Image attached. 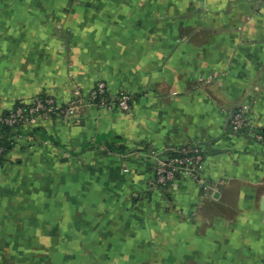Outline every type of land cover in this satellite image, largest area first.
<instances>
[{
	"label": "crops",
	"instance_id": "crops-1",
	"mask_svg": "<svg viewBox=\"0 0 264 264\" xmlns=\"http://www.w3.org/2000/svg\"><path fill=\"white\" fill-rule=\"evenodd\" d=\"M134 95L130 111L88 94ZM0 161V264H264V0H0V112L66 104ZM203 143L200 179L154 153Z\"/></svg>",
	"mask_w": 264,
	"mask_h": 264
},
{
	"label": "built area",
	"instance_id": "built-area-1",
	"mask_svg": "<svg viewBox=\"0 0 264 264\" xmlns=\"http://www.w3.org/2000/svg\"><path fill=\"white\" fill-rule=\"evenodd\" d=\"M74 98L66 104H59L54 97L44 94L36 95L27 100H21L13 107L0 112V136L8 138H23L27 125L36 126L42 119L51 115L68 116L74 111L73 103L81 102L82 93L74 90ZM90 102L101 107L114 110L130 111L134 95L120 91L115 96L109 94L107 84L99 81L88 94ZM248 107L238 106L230 118V126L235 133L251 134L257 141L264 142V130L250 126L248 123ZM2 127H6L5 131ZM7 152L6 145L0 140V161ZM156 158L153 186H169L181 176H191L200 179L207 157L206 145L203 143L186 144L154 153Z\"/></svg>",
	"mask_w": 264,
	"mask_h": 264
},
{
	"label": "trees",
	"instance_id": "trees-1",
	"mask_svg": "<svg viewBox=\"0 0 264 264\" xmlns=\"http://www.w3.org/2000/svg\"><path fill=\"white\" fill-rule=\"evenodd\" d=\"M7 128L5 127H2V130L3 131H5ZM263 129H260V131H262ZM0 140H1V142H3L5 145H6V147H7V137L6 136H0Z\"/></svg>",
	"mask_w": 264,
	"mask_h": 264
},
{
	"label": "rangeland",
	"instance_id": "rangeland-1",
	"mask_svg": "<svg viewBox=\"0 0 264 264\" xmlns=\"http://www.w3.org/2000/svg\"><path fill=\"white\" fill-rule=\"evenodd\" d=\"M245 106V105H244ZM249 135H251V134H249ZM252 136V135H251ZM194 179H196L195 177H193ZM175 183H176V181H175ZM40 264H48V263H46V262H42V263H40Z\"/></svg>",
	"mask_w": 264,
	"mask_h": 264
}]
</instances>
